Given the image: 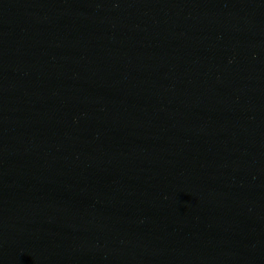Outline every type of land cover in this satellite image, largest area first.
I'll return each instance as SVG.
<instances>
[{
  "label": "water",
  "instance_id": "1",
  "mask_svg": "<svg viewBox=\"0 0 264 264\" xmlns=\"http://www.w3.org/2000/svg\"><path fill=\"white\" fill-rule=\"evenodd\" d=\"M0 264H264V0H0Z\"/></svg>",
  "mask_w": 264,
  "mask_h": 264
}]
</instances>
